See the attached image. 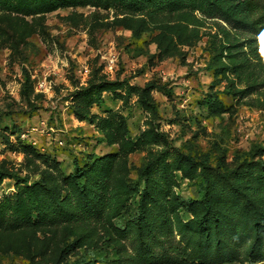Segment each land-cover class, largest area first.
<instances>
[{
    "label": "rangeland",
    "instance_id": "374dc122",
    "mask_svg": "<svg viewBox=\"0 0 264 264\" xmlns=\"http://www.w3.org/2000/svg\"><path fill=\"white\" fill-rule=\"evenodd\" d=\"M143 1L0 0V264H264L220 187L264 169L262 26Z\"/></svg>",
    "mask_w": 264,
    "mask_h": 264
},
{
    "label": "trees",
    "instance_id": "16d2710c",
    "mask_svg": "<svg viewBox=\"0 0 264 264\" xmlns=\"http://www.w3.org/2000/svg\"><path fill=\"white\" fill-rule=\"evenodd\" d=\"M135 5V4H134ZM143 8H163L166 6V0H144ZM206 12L211 16V18H218L228 23H234L241 27L254 28L253 26H262L260 33L264 38V0H206L205 2ZM263 10L259 14V19L254 23L250 24L247 22L250 19V15L252 12ZM256 171L249 172L247 170L237 171L233 178L225 179V183H220L221 188L227 187V189L231 192L232 195L237 197L238 205H236L237 209L244 213V217L247 222L251 223L256 230L264 227V209L261 206H258L257 203L253 202L254 196L261 195L262 190L261 187H258L256 183L264 182V169H252ZM253 184H255L253 186ZM215 184L207 183L204 193H203V204L205 205L206 213L203 217L198 219V222L201 225L205 224L206 215L210 214L211 205L210 201L215 197L218 190H216L214 186ZM212 187L215 188V192ZM219 187V188H220ZM224 190V189H223ZM60 196V195H58ZM146 192H142L140 194V211L143 213L142 216H145V204H146ZM212 216V214L210 215ZM214 217V215L212 216ZM264 242H260V248L263 251L264 257ZM187 249H183L180 253L181 256H186L188 259L190 258V254L186 251ZM178 253V256H180ZM44 257H42L36 264H48L44 261ZM171 251L164 247L161 253L155 255L153 257H149V264H178L177 261L172 260ZM210 264H227L238 262H244V259L239 253L237 248H234L232 251L227 252L224 256L219 257L216 253H211L207 257L204 258ZM188 262V260H187Z\"/></svg>",
    "mask_w": 264,
    "mask_h": 264
}]
</instances>
